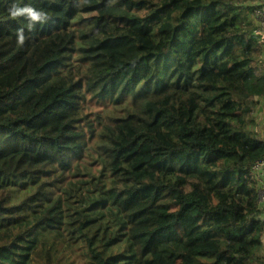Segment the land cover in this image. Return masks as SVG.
I'll return each instance as SVG.
<instances>
[{
  "label": "trees",
  "instance_id": "1",
  "mask_svg": "<svg viewBox=\"0 0 264 264\" xmlns=\"http://www.w3.org/2000/svg\"><path fill=\"white\" fill-rule=\"evenodd\" d=\"M257 10L0 0V264H264Z\"/></svg>",
  "mask_w": 264,
  "mask_h": 264
},
{
  "label": "rangeland",
  "instance_id": "2",
  "mask_svg": "<svg viewBox=\"0 0 264 264\" xmlns=\"http://www.w3.org/2000/svg\"><path fill=\"white\" fill-rule=\"evenodd\" d=\"M87 15V14H86ZM255 18L257 19L256 15ZM258 23V22H257ZM21 29L15 22L7 21L0 25V35L9 34L15 35L18 30ZM258 73L264 72V60L259 56L258 61L255 63ZM96 107L101 108L100 104H95ZM253 128L261 135L264 136V99L260 98V110L256 113V122ZM114 195L112 196L113 200ZM118 204H121L120 202ZM260 256L264 257V248L262 249Z\"/></svg>",
  "mask_w": 264,
  "mask_h": 264
},
{
  "label": "clouds",
  "instance_id": "3",
  "mask_svg": "<svg viewBox=\"0 0 264 264\" xmlns=\"http://www.w3.org/2000/svg\"><path fill=\"white\" fill-rule=\"evenodd\" d=\"M25 15L29 19V28L32 27V23L36 21H40L43 18V13L35 10L34 8L30 6H25V7H16L15 5L13 6L11 10V16L13 18H16L18 16ZM24 35H23V29L18 30V43L23 44L24 42Z\"/></svg>",
  "mask_w": 264,
  "mask_h": 264
},
{
  "label": "built area",
  "instance_id": "4",
  "mask_svg": "<svg viewBox=\"0 0 264 264\" xmlns=\"http://www.w3.org/2000/svg\"><path fill=\"white\" fill-rule=\"evenodd\" d=\"M256 17L258 20H260L258 24L262 25V27L264 28V11L257 10ZM253 169L254 176L256 177V179L258 178L261 182L260 187L257 189L258 201L260 205L264 206V182H262V180L260 179L261 175L264 173V158L257 160Z\"/></svg>",
  "mask_w": 264,
  "mask_h": 264
},
{
  "label": "crops",
  "instance_id": "5",
  "mask_svg": "<svg viewBox=\"0 0 264 264\" xmlns=\"http://www.w3.org/2000/svg\"><path fill=\"white\" fill-rule=\"evenodd\" d=\"M254 4H256V2H254ZM260 179L262 180V182H264V173L261 175ZM256 180H257V184H258V186H257V189H258L261 185V182L258 178ZM259 209L262 211L261 217L264 218V206L259 204Z\"/></svg>",
  "mask_w": 264,
  "mask_h": 264
}]
</instances>
